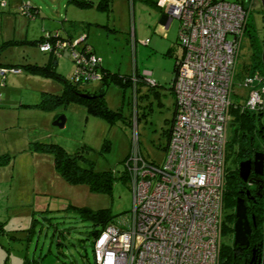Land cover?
Instances as JSON below:
<instances>
[{
  "label": "rangeland",
  "instance_id": "rangeland-1",
  "mask_svg": "<svg viewBox=\"0 0 264 264\" xmlns=\"http://www.w3.org/2000/svg\"><path fill=\"white\" fill-rule=\"evenodd\" d=\"M14 1L17 0H8ZM30 1L39 7V15L34 20L22 15L19 7L10 9L8 4L3 12L0 8V44L15 37L18 41L1 48V66L22 67L19 62L25 59L42 62L47 58L48 54L41 51L39 45L27 42L29 38H25V34L28 31L31 38L45 34L44 25L58 26L64 15L59 19L57 13L68 11L71 18L84 22L87 41L96 48L109 69L127 75L134 70L147 72L149 80L158 84L155 90L159 97L148 86L154 85L146 81L137 95L131 88L124 90L117 84H108L103 99L111 111L119 113L118 119L109 123L103 117L89 114L86 106L78 102L51 109L35 105L40 102L42 92L61 93L63 82L60 78L23 69V74L9 72L1 79V70L5 68H0V155L9 157L8 162L0 165V197L15 189H26L30 193L26 202L34 197V203L28 205L6 206L2 202L0 264H26V261L32 264H94L92 222L82 218L72 207L107 208L114 215V222L130 219L133 207L130 181L116 179L111 192H93L87 184H69L56 171L53 154L36 149L33 143L54 142L70 153L87 146L88 150H81V153L91 160L95 171L111 170L116 175L124 171V160L131 151L140 150L148 160L161 162L168 143L165 132L170 129L174 112L175 97L169 87L176 60L183 52L176 43L178 21L172 20L167 35L156 32L155 25L162 14L155 5L157 0H110L109 9L101 8L99 0H93L94 4L88 7L67 0ZM258 1L249 17L252 36L248 32L243 36L237 59L231 95L234 103L245 102L247 88L241 85L244 68L253 64L256 57L252 43L264 38V8ZM68 52L59 54L61 61L56 70L61 78H71L75 70ZM103 84L93 79L82 88L93 93ZM59 115L66 117L63 127L53 124ZM232 130L229 123V137ZM106 142L108 147L103 146ZM262 142L264 138L256 134L255 144ZM234 166L233 157H228L225 168L230 171ZM32 190H35L33 194ZM231 212L224 201L221 242L225 247L231 246L234 239L226 218Z\"/></svg>",
  "mask_w": 264,
  "mask_h": 264
},
{
  "label": "built area",
  "instance_id": "built-area-1",
  "mask_svg": "<svg viewBox=\"0 0 264 264\" xmlns=\"http://www.w3.org/2000/svg\"><path fill=\"white\" fill-rule=\"evenodd\" d=\"M258 2L156 1L168 25L178 21L183 53L173 81L177 113L161 162H150L140 150L126 160L131 217L111 221L94 237V264H220L232 88L244 30ZM21 11L32 16L29 4ZM82 39L46 40L39 48L68 49L76 80H101L100 58L78 50ZM241 85L247 88L242 108L264 110V75L255 70Z\"/></svg>",
  "mask_w": 264,
  "mask_h": 264
},
{
  "label": "trees",
  "instance_id": "trees-1",
  "mask_svg": "<svg viewBox=\"0 0 264 264\" xmlns=\"http://www.w3.org/2000/svg\"><path fill=\"white\" fill-rule=\"evenodd\" d=\"M70 3H74L80 7H88L94 4L93 0H68ZM109 1L110 0H99V5L101 8L109 9ZM36 9H30L35 13ZM32 17V16H31ZM249 21L244 30V35L246 32L251 35L249 30ZM72 26H82L85 24L71 22ZM178 31V30H177ZM46 33L42 34L39 39L34 41H27L31 44L40 45L42 42L48 40L51 42H56L57 40H68L72 41L74 39L71 38H63L58 32L54 33ZM76 39V38H75ZM15 40H7L3 41L0 44V50L3 46L8 43H14ZM18 42V41H16ZM82 47L78 50L87 54H95L92 48L86 42V36L80 41ZM176 43L178 45V35ZM255 47L256 57L254 59V63L250 64V66H246L244 68V74L248 75L249 73L257 70L261 75H264V59H262V52H264V38L255 39V43H252ZM181 46V45H180ZM68 50V49H64ZM64 50L60 51H44L52 54L54 57H57ZM183 50V49H182ZM170 50L167 51L169 53ZM96 55V54H95ZM179 59L176 60L173 72L174 77L170 84L169 89L173 92L175 97V92L173 88V81L176 77L177 72V63ZM54 62V60H53ZM52 62V64H53ZM52 64H38V63H26L21 66H10L13 69H24L26 72L34 73V74H42V75H51L56 76L61 79L63 82V89L61 93L54 94L51 92H42L40 102H38L37 106L44 109H51L60 105H65L68 102H78L82 103L86 106L89 114L94 116H100L105 118L109 123H114L119 116V113H115L111 111L104 99L103 96L99 97H86L81 95V93H91L87 90H84L82 86L87 84L89 81L76 80L74 75L71 78H61L62 76L56 71V68ZM4 65V64H3ZM99 72L101 73V81H103V85H108L110 83L117 84L121 86L124 90L131 88H135L137 92L133 91V93H138L139 87L144 82L143 74L139 73L137 70H134L132 74H120L119 72L112 71L111 69L104 68L101 64V61L96 64ZM1 68H5L1 66ZM8 67V66H7ZM7 69V68H5ZM237 75V74H236ZM61 76V77H60ZM136 78L137 80H134ZM150 90L157 94L159 97V93L155 90V87L158 86L155 81L154 86L148 85ZM94 93V92H93ZM244 103H234L232 102L230 107V120L229 123L233 127V134L231 137L228 136L227 141V151H226V159L228 157H233V162L235 166L232 170L225 171V189H224V198L223 201L231 207L232 212L227 215V220L231 224L229 225V229L231 233H233V225L236 220L235 216V205L238 197L243 196L245 199V204L247 207V215L251 223V234L248 237L249 245L247 247H242L239 245H235L232 243L231 246L225 247L222 245V250L220 254V264H247L250 262L252 258L253 248L259 247L260 250L264 249V190L258 189V187L250 186L249 183L243 182L238 175V164L243 159H248L250 156L258 150L259 145L255 144L256 134L260 135L264 138V110L262 111H252L242 108ZM177 113V101L176 97L174 98V112L173 118L171 119L170 129L166 130L165 134L169 140L171 134V127L173 121L175 120ZM258 119V123L256 122ZM264 143V142H262ZM35 144V145H34ZM34 147L40 151L51 152L54 157V167L56 171L61 175V177L69 184H87L89 189L93 192H111L114 182L116 179L122 180L124 182L130 181V176L125 165L124 171H122L119 175H116L111 170L106 171H95L92 166L91 160L84 157L81 153V150H88L87 146H83L81 149L75 152H68L63 146L54 142H34ZM104 147H108V143L106 142ZM166 147H164L165 150ZM131 152H129L128 156L124 160V164L128 159ZM6 154L0 155V165L8 162V158L5 156ZM147 159V158H146ZM8 160V161H7ZM151 162V160H149ZM155 162V161H154ZM250 193V197L247 196L246 193ZM244 194V195H243ZM262 194V195H261ZM252 197L255 198L256 202L252 200ZM259 197V198H258ZM80 213L81 217L87 219L92 222L93 230L92 235L93 238L100 232L108 223L113 221L114 215L111 214V211L107 208H102L98 210H92L87 207H72ZM3 223L0 221V230L3 229ZM224 226V224H223ZM222 226V232H223ZM93 251V250H92ZM26 264H32L31 262L26 261Z\"/></svg>",
  "mask_w": 264,
  "mask_h": 264
},
{
  "label": "crops",
  "instance_id": "crops-1",
  "mask_svg": "<svg viewBox=\"0 0 264 264\" xmlns=\"http://www.w3.org/2000/svg\"><path fill=\"white\" fill-rule=\"evenodd\" d=\"M6 1V4H5V6H3V7H1L0 6V8H1V11L3 12V9H5V7L9 4V8L10 9H16L17 7H19V12L22 14V15H27V14H25V13H23L22 11H21V7L23 6V5H25V4H29L30 5V9H31V7H32V10L33 9H36L35 10V13L34 12H32V17L31 16H28L30 19H32V20H34V19H36L37 17H38V15H39V7L34 3V4H32V2L30 1V0H17V1H14V3H10V2H8V0H5ZM67 2H68V0H67ZM67 4H69V3H67ZM155 5H156V2H155ZM156 7L157 8H159L157 5H156ZM69 8L67 7V10H68ZM160 9V8H159ZM161 10V9H160ZM162 11V10H161ZM62 15H64V18H62ZM162 16H164L165 17V14L163 13V11H162V14H161V16H160V18H159V20H158V22H157V24L155 25V31L156 32H158L159 34H161L162 36H165V35H167V31H168V29H169V27H170V25H171V23L168 25V23H167V20H166V17L165 18H163V20H161V18H162ZM57 17L59 18V19H63V21H60L59 22V25L58 26H56V25H54L53 23H51L50 25H48V26H45L44 25V27L42 28V30H45L46 31V33H48V32H50V33H54V32H58L63 38H71V39H75V38H79V37H82V38H84L85 36H86V42H87V44L92 48V50L94 51V53L96 54V56H100L101 57V55H99L98 53H97V50H96V48L90 43V42H88L87 41V33H86V31L84 30V28L82 27V26H77V27H74V26H72V23L71 22H75V23H82V24H84V22L83 21H78V20H76V18H71L72 16H70L69 14H68V11H67V13H65V14H61V12L60 13H57ZM15 18V20L17 19V17H14ZM24 20V19H23ZM22 20V21H23ZM177 30H178V28H177ZM62 31H63V33H62ZM15 29H14V32H13V34H14V37L16 36L15 35ZM42 34L43 33H41L40 35H39V37H35V38H31L30 36H28V31H27V34H25V38H29L27 41H34V40H36V39H39L41 36H42ZM20 37L21 36H18L17 38L18 39H20ZM16 38V37H15ZM15 38H13L15 41H16V39ZM12 39V40H13ZM176 40H177V38H176ZM7 41V40H6ZM31 44V43H30ZM32 45H36V44H32ZM78 47L79 48H81L82 47V44L81 43H79V45H78ZM168 50H170V47H168L167 48V50L166 51H168ZM42 51V50H41ZM66 50H64L60 55H62V54H64V52H65ZM44 52V51H43ZM44 53H47V52H44ZM70 52H68V54H69ZM183 53V52H182ZM48 54V56H47V58H44V60L42 61V62H38V61H31V60H28V59H25L26 61L25 62H19V63H21V64H26V63H38V64H52V62H53V60H54V62H53V66L56 68L57 67V65H59L60 64V61H61V57H59V55L57 56V57H54L52 54H50V53H47ZM71 57V56H70ZM99 57V58H100ZM72 60V59H71ZM100 61H101V64H102V66L104 67V68H107V69H109L108 68V66L107 65H105L104 64V60H103V58L101 57L100 58ZM0 62H2V61H0ZM73 62V61H72ZM18 63V62H17ZM5 68H7V70L6 71H2L1 70V79H2V77L4 78L5 76H6V74L7 73H9V72H20V73H24L22 70L23 69H21V68H18L17 70L15 69V70H13V68H10V66H4ZM1 68V67H0ZM57 71V70H56ZM26 76H28V75H26ZM72 76V75H71ZM65 78H68V77H65ZM247 92V91H246ZM7 99V98H6ZM22 104V103H21ZM1 190V189H0ZM34 191L35 190H32V194L34 193ZM30 193H27V190L26 189H24L23 191H21L20 189H15V190H13V191H10V193L8 194V193H6V194H3V198L1 199V197H0V206H2V202L4 201V204L6 205V206H13V205H20V204H26V205H28V203H34V197L32 196L31 197V199H30V201L29 202H26L27 201V198H29V195ZM0 215H1V213H0Z\"/></svg>",
  "mask_w": 264,
  "mask_h": 264
},
{
  "label": "water",
  "instance_id": "water-1",
  "mask_svg": "<svg viewBox=\"0 0 264 264\" xmlns=\"http://www.w3.org/2000/svg\"><path fill=\"white\" fill-rule=\"evenodd\" d=\"M166 17V16H165ZM162 16L161 20L165 18ZM262 59H264V52H262ZM108 85H104L101 89L94 93H81V95L86 97H99L103 96ZM66 122V117L64 115H59L53 124L58 127H63ZM253 170L255 175L261 176L264 174V151H255L253 158H248L241 160L238 164V175L243 182L252 181L260 182L254 178H250V173ZM235 216L236 220L233 225V244L242 247H247L249 245L248 237L251 234V223L247 215V207L245 204V199L243 197H238L235 205Z\"/></svg>",
  "mask_w": 264,
  "mask_h": 264
},
{
  "label": "flooded vegetation",
  "instance_id": "flooded-vegetation-1",
  "mask_svg": "<svg viewBox=\"0 0 264 264\" xmlns=\"http://www.w3.org/2000/svg\"><path fill=\"white\" fill-rule=\"evenodd\" d=\"M258 151H264V143L260 144V146L258 148ZM253 155H254V153L250 156V158H253ZM250 178H254V179L260 181V182H252L250 180L247 181V183H249L250 186L253 187V189L255 187H258V189L264 190V174H262L261 176H258V175H255L253 173V170H252L251 173H250ZM262 193H264V192H262ZM246 194H247L248 197H250L249 191ZM241 197H243V196H241ZM252 200H254L256 202L254 197H252ZM252 250H253L252 258H251L250 262L247 263V264H264V249L260 250L259 247H254Z\"/></svg>",
  "mask_w": 264,
  "mask_h": 264
}]
</instances>
